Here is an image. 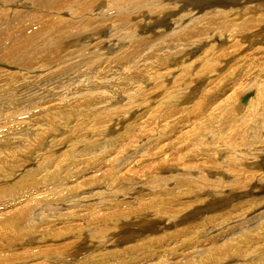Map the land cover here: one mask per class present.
<instances>
[{"label":"bare ground","instance_id":"6f19581e","mask_svg":"<svg viewBox=\"0 0 264 264\" xmlns=\"http://www.w3.org/2000/svg\"><path fill=\"white\" fill-rule=\"evenodd\" d=\"M16 262L264 264V0H0Z\"/></svg>","mask_w":264,"mask_h":264},{"label":"rangeland","instance_id":"374dc122","mask_svg":"<svg viewBox=\"0 0 264 264\" xmlns=\"http://www.w3.org/2000/svg\"><path fill=\"white\" fill-rule=\"evenodd\" d=\"M165 28H166V27H165ZM168 32H170V31H168ZM168 32H166V33H168ZM151 36H153V35H151ZM157 38H158V37H156L155 39H157ZM155 39H154V40H155ZM250 52L252 53V51H250ZM249 55H251V54L249 53ZM252 56H253V54H252ZM260 61H261V60H260ZM4 68H6V67H4ZM6 69H7V68H6ZM6 69H5V70H6ZM169 164H170V167H171V168H174V167H175V165H172V163H168V165H169ZM168 165H166V166L169 167ZM16 263L18 264L19 262H16Z\"/></svg>","mask_w":264,"mask_h":264},{"label":"water","instance_id":"95a60500","mask_svg":"<svg viewBox=\"0 0 264 264\" xmlns=\"http://www.w3.org/2000/svg\"><path fill=\"white\" fill-rule=\"evenodd\" d=\"M247 101V96L246 97H244V99H243V102H246Z\"/></svg>","mask_w":264,"mask_h":264}]
</instances>
